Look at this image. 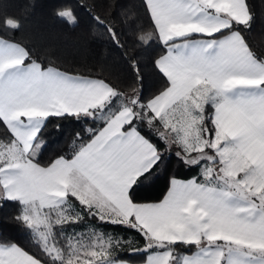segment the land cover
I'll use <instances>...</instances> for the list:
<instances>
[{"label": "snow or ice", "instance_id": "snow-or-ice-1", "mask_svg": "<svg viewBox=\"0 0 264 264\" xmlns=\"http://www.w3.org/2000/svg\"><path fill=\"white\" fill-rule=\"evenodd\" d=\"M143 7L150 30L138 39L163 48L153 64L164 83L150 97L46 65L0 38V206L17 204L14 219L31 244L0 240V264H131L124 255L143 264H264V52L245 35L255 19L249 0ZM57 15L77 22L71 10ZM93 19L121 47L118 30ZM3 27L21 23L5 17ZM67 119L91 126L75 133L70 153L43 162L41 136ZM171 156L197 175L172 177L162 199L140 200ZM90 221L99 224L83 230Z\"/></svg>", "mask_w": 264, "mask_h": 264}, {"label": "trees", "instance_id": "trees-1", "mask_svg": "<svg viewBox=\"0 0 264 264\" xmlns=\"http://www.w3.org/2000/svg\"><path fill=\"white\" fill-rule=\"evenodd\" d=\"M254 14L253 27L246 32L250 44L258 52H264V0H249ZM71 10L77 18L69 24L58 11ZM99 16L113 25L119 34L121 47H117L107 30L93 19ZM12 17L20 21L21 28L11 31L3 27V19ZM150 21L143 7V0H0V37L29 48L35 58L44 64L51 63L71 74L104 78L120 91L131 94L137 89L145 97L153 95L164 81L154 68V59L163 48L158 39L149 45L138 39L143 31L150 30ZM137 64L142 77L137 82L132 65ZM61 125L59 131L55 124ZM89 125L75 120H53L41 136L44 146L40 157L43 162L61 154L70 153L75 147V133ZM6 129L0 125V139L5 138ZM197 175V169H189L175 156L165 161L159 170V179L138 191L142 201L159 200L168 188L171 177L187 178ZM18 206L6 202L0 206V240H18L31 246L28 234L17 225L14 217ZM98 221H90L87 228L95 227ZM99 230L142 243L134 232H126L110 225H99ZM36 250V249H34ZM130 251V249L128 250ZM130 262L144 260L142 255H124Z\"/></svg>", "mask_w": 264, "mask_h": 264}, {"label": "crops", "instance_id": "crops-1", "mask_svg": "<svg viewBox=\"0 0 264 264\" xmlns=\"http://www.w3.org/2000/svg\"><path fill=\"white\" fill-rule=\"evenodd\" d=\"M1 38V37H0ZM76 75V74H75ZM81 76H85V75H81ZM88 77H91V76H88ZM92 78H96V77H92ZM40 159L42 160V161H44V158L43 157H40ZM172 178V177H171ZM175 178H177V179H183V180H187V179H190L191 177H187V178H180V177H175ZM167 190H168V188H167ZM167 190H166V192H167ZM166 192H165V194H166ZM164 194V195H165ZM163 195V196H164ZM163 198V197H162ZM161 198V199H162ZM131 264H143V261H140V262H131Z\"/></svg>", "mask_w": 264, "mask_h": 264}]
</instances>
